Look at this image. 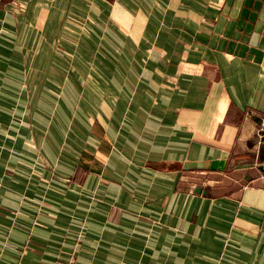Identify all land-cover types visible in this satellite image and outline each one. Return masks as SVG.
Masks as SVG:
<instances>
[{
    "label": "crops",
    "instance_id": "crops-1",
    "mask_svg": "<svg viewBox=\"0 0 264 264\" xmlns=\"http://www.w3.org/2000/svg\"><path fill=\"white\" fill-rule=\"evenodd\" d=\"M260 128L264 0H0V264H264Z\"/></svg>",
    "mask_w": 264,
    "mask_h": 264
},
{
    "label": "water",
    "instance_id": "water-1",
    "mask_svg": "<svg viewBox=\"0 0 264 264\" xmlns=\"http://www.w3.org/2000/svg\"><path fill=\"white\" fill-rule=\"evenodd\" d=\"M225 166V160H213L211 162H184L181 166L183 170L193 171V170H218L222 171ZM196 192H200V188L196 189Z\"/></svg>",
    "mask_w": 264,
    "mask_h": 264
},
{
    "label": "rangeland",
    "instance_id": "rangeland-1",
    "mask_svg": "<svg viewBox=\"0 0 264 264\" xmlns=\"http://www.w3.org/2000/svg\"><path fill=\"white\" fill-rule=\"evenodd\" d=\"M79 51H82V52H84L85 51V47H82L81 46V48L79 49ZM76 53H79L78 51L76 52ZM82 64V63H81ZM66 65H68V64H66ZM79 65V64H78ZM83 68V70H84V64H82L81 65ZM64 113H66L68 116H69V114H68V112H64ZM59 114H61V112H59ZM52 146H53V144H52ZM36 147H37V145H36Z\"/></svg>",
    "mask_w": 264,
    "mask_h": 264
},
{
    "label": "built area",
    "instance_id": "built-area-1",
    "mask_svg": "<svg viewBox=\"0 0 264 264\" xmlns=\"http://www.w3.org/2000/svg\"><path fill=\"white\" fill-rule=\"evenodd\" d=\"M260 131H261V133L259 134V138H261V137L263 136V132H264V131H262L261 128L259 129V132H260Z\"/></svg>",
    "mask_w": 264,
    "mask_h": 264
}]
</instances>
